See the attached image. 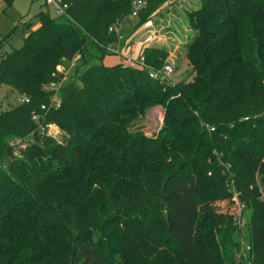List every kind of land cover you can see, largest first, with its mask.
Instances as JSON below:
<instances>
[{"label":"trees","instance_id":"1","mask_svg":"<svg viewBox=\"0 0 264 264\" xmlns=\"http://www.w3.org/2000/svg\"><path fill=\"white\" fill-rule=\"evenodd\" d=\"M133 1L70 0L62 14L44 3L39 27L12 28L25 34L20 47L0 44V85L27 98L0 110V264H245L241 234L252 264H264V0L188 10L192 37L176 51L185 71L173 84L107 62L109 28ZM167 1L145 0L135 25ZM168 52L141 54L160 67ZM76 55L86 68L60 85L57 67ZM156 105L163 121L147 136L141 123ZM47 122L61 133L47 134ZM7 137L30 141L20 149ZM230 180L249 210L242 230Z\"/></svg>","mask_w":264,"mask_h":264},{"label":"rangeland","instance_id":"2","mask_svg":"<svg viewBox=\"0 0 264 264\" xmlns=\"http://www.w3.org/2000/svg\"><path fill=\"white\" fill-rule=\"evenodd\" d=\"M44 0H14L12 5L5 8L6 4L4 0H0V44L4 46L5 51H9L13 48H18L23 43L24 34L22 31L17 32L18 29L23 28L27 22L30 21V27L28 31L32 29V26L37 22L35 15L44 10ZM199 0H169L165 2L156 14H153L148 22L136 26L135 16H128L121 23L115 24V31L119 38L114 45H112L108 52L112 56H120L122 66H127L124 61V55H129L132 52L130 47L139 48L142 51L144 47L149 45H155L158 47H164L169 50L168 55L164 63L172 65L173 72L168 75V82L172 84L176 79L181 77L185 71L184 67L175 68V59L177 57V50L181 43L190 40L192 37V30L188 25L187 11L192 8H197ZM2 12V13H1ZM17 24V29L12 32V28ZM125 48H128L127 50ZM94 59L99 53L92 50ZM135 52V51H134ZM97 55V56H96ZM86 68V64L82 61L79 55H76L70 61H64L63 64L58 66V70L63 73V79L61 84L67 82L77 81V76ZM175 69V70H174ZM171 84V83H170ZM58 86L51 85L46 86V90L54 89L51 96L57 95ZM23 96L13 91L10 87L0 85V110L6 109L9 106L21 101ZM162 108V105H156L147 110L144 122H142L140 129L146 133H152L157 128V123L150 120L155 113L154 108ZM152 111H154L152 113ZM164 117V111L162 115V121ZM150 120V121H149ZM58 135V134H57ZM9 140V143L16 144L19 138H5ZM32 140V139H31ZM18 154L17 151L14 152ZM229 199V198H227ZM245 214H249V210L245 211Z\"/></svg>","mask_w":264,"mask_h":264},{"label":"built area","instance_id":"3","mask_svg":"<svg viewBox=\"0 0 264 264\" xmlns=\"http://www.w3.org/2000/svg\"><path fill=\"white\" fill-rule=\"evenodd\" d=\"M44 3L51 6L54 9L56 14H62L65 12V9L68 7L70 0H44ZM144 5H145V0H134L133 1L134 9H133L132 13L130 14V16H136L138 9H140ZM114 28L115 27H110L109 31H112V30L115 31ZM118 38H119V36L117 34V40H118ZM111 46L112 45H109L107 47V49H109ZM130 51L132 52L131 54L124 55V61L126 62L127 65H135V66H138L142 69L147 70L149 76L152 79L158 81L159 83H171L172 84V82L171 81L168 82V79H167L168 78L167 76L172 74V72H173L172 65L164 63L160 67H153L145 61V58L142 54L135 55L134 54V48L132 46L130 47ZM21 101H27V98L23 96L21 98ZM50 105H53L54 107H58L60 105V101H59V98L57 95L51 96ZM41 109L47 110L48 106L41 105ZM154 110H155V113H153L154 111H152L153 116L150 120L155 121L157 123V128H156V130H154L152 133H149V134L144 132V134L147 136H155L157 134L158 130L160 129L161 124H162V115H163L162 108L161 107L158 109L154 108ZM38 117H39L38 114L33 113L32 119L37 120ZM244 119H247V117H245ZM44 127L46 129L47 134H49V135H57V134L61 133V130L53 122L45 123ZM29 141H30V139H28V138L18 139V142L16 144H11V143L10 144L16 145V147H19L20 149H25L26 146L29 144ZM224 166H225V169L227 171L230 170V164L229 163H225ZM229 177L231 179V174L229 175ZM228 184L230 186L231 194H230L229 199L226 200V202L228 203V206H229V211L231 214L233 224L242 230L245 227L246 222H247V214H245L247 207H246L245 202H243L240 199L239 193L236 190L233 182L230 180L228 182ZM249 250H250V245L244 239L243 234H241L240 235V248L236 253V258L238 260L244 259L245 264H252L251 260L247 257V252Z\"/></svg>","mask_w":264,"mask_h":264},{"label":"crops","instance_id":"4","mask_svg":"<svg viewBox=\"0 0 264 264\" xmlns=\"http://www.w3.org/2000/svg\"><path fill=\"white\" fill-rule=\"evenodd\" d=\"M2 13V12H1ZM29 21H32V20H29ZM39 25H40V23H39V21H38V19H37V22L32 26V29L31 30H34V29H36L37 27H39ZM25 35V34H24ZM126 50L128 49V48H125ZM134 54L135 55H139V54H141V50H139V48L137 47H135V49H134ZM107 62L108 63H110V64H112V63H116V62H121V57L120 56H110V57H108V59H107ZM179 79V78H178ZM177 80V79H176ZM175 82V81H174Z\"/></svg>","mask_w":264,"mask_h":264},{"label":"water","instance_id":"5","mask_svg":"<svg viewBox=\"0 0 264 264\" xmlns=\"http://www.w3.org/2000/svg\"><path fill=\"white\" fill-rule=\"evenodd\" d=\"M38 133L37 132H34L33 133V141L35 142V141H37V139H38ZM32 143V146H35V143ZM165 185H166V182H164L163 183V185H162V198L164 199V196H165V191H166V188H165Z\"/></svg>","mask_w":264,"mask_h":264}]
</instances>
